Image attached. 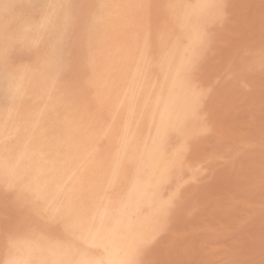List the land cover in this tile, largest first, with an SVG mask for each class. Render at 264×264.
Returning <instances> with one entry per match:
<instances>
[{
    "label": "snow or ice",
    "instance_id": "6c2138e0",
    "mask_svg": "<svg viewBox=\"0 0 264 264\" xmlns=\"http://www.w3.org/2000/svg\"><path fill=\"white\" fill-rule=\"evenodd\" d=\"M264 5V0H261ZM29 9L40 16L19 33L0 30V76L15 80V56L35 54L38 72L34 93L26 95L19 83L12 94L22 106L0 113V214L9 203L24 212L23 221L12 224L0 219V243L13 242L14 231L33 235L51 230L85 235L104 249L106 259L81 258L72 247L51 250V258L39 261L6 260L4 264H145L144 255L166 230L179 198V186L161 196L170 172L185 167V156L196 138L213 132L210 113L203 104L213 89L193 85L192 102L182 111L173 109L170 98L155 93L150 82L151 61L146 55L154 17L172 8L153 0H28ZM14 4L0 3L5 13ZM214 20L223 24L229 14L228 0H217ZM111 9H119L118 22ZM53 20L58 23L53 24ZM55 38L45 52L37 51L39 40L49 26ZM264 31V25H262ZM121 34L126 39H121ZM161 44L164 34L159 33ZM213 37L198 33L196 46L182 62V70H198L201 54ZM246 67L264 73V42L258 52L244 49ZM164 59L161 60V66ZM134 63V67H130ZM125 71L118 77L117 69ZM230 78L238 74L228 69ZM159 116V120H157ZM194 123L193 128L187 122ZM170 127L181 139L168 154L165 141L153 138L148 159L159 158L162 167L147 178L143 175V153L135 144L142 127ZM261 153V215L264 217V125L259 140ZM255 142L242 140L237 146L207 158L201 169L215 162L233 165ZM116 155L128 156L136 164L129 176L119 164L106 161ZM154 204L147 216L139 213L143 202ZM264 247V234H262ZM155 264V262H154ZM249 264V262H246ZM264 264V260L261 261Z\"/></svg>",
    "mask_w": 264,
    "mask_h": 264
},
{
    "label": "bare ground",
    "instance_id": "6f19581e",
    "mask_svg": "<svg viewBox=\"0 0 264 264\" xmlns=\"http://www.w3.org/2000/svg\"><path fill=\"white\" fill-rule=\"evenodd\" d=\"M22 1L23 0H21L19 2H22ZM240 1L242 2V5H241L242 8H240V12H238L239 13L238 14L239 19L237 17L238 23L233 30H228L226 32L225 41H223L221 43V46L224 49V53H223V55L220 53L222 55L220 60L217 63H215L214 65H212V67H210V70L208 72L204 70L205 72H203L200 75V78L198 79V80H200L199 84L197 83L198 82L196 79L197 76L195 77V75L198 73V70L193 74H190V75L186 74L182 70V62L186 58L188 52L193 47L196 46V40H197L198 33L206 32L205 31L206 21L215 12L214 8L211 7V5H213L215 2H217V0H175L172 3V5L175 7V11L173 12V15H174L173 17H174V22H175L174 32H172V34L166 35V37L164 38V44L163 45L161 44L160 41L157 42L159 48L157 50L155 59H151L148 56V49H147L146 55L149 58V60L151 61V65L153 67H155V70H156V72L154 74H152L151 67L149 69V79H150V82L155 85V89H154L155 93L162 95V97L165 99L170 98L173 109L176 112H182L192 102V100H193V96H192L193 85L198 86L200 88L211 87L213 89L210 98L207 99V101L203 104L202 107H203L204 111H207L210 113V115H211L210 120H211V123L213 125L214 130L211 134L206 135V136H202V137L211 136L214 138L216 143H215V145L209 147L208 155L207 154H205V155H207L208 157H211L214 154H218L220 152H223L224 150H226L229 147L237 146L242 140H251V141L255 142V147L252 149L245 150V152L238 159V160H241L242 158L246 157L249 161V167L251 168L250 170L252 172L251 181H250V193H249L250 195H249L248 199L245 201L249 214H248V217L247 216L244 217V218H248L249 226L247 227L248 228L247 233L246 232L245 233H246L249 244L247 243L248 246H246L245 248L243 247L245 249V250L243 249L244 252H243L242 248H241V251L243 253H245L246 248L248 247V249H247L248 253L246 252L248 254V255L246 254L248 257H247L246 261L243 260L244 262H249V264H261V261L264 260V247H262V234H264V217H262L261 209L259 207L260 201H261V194H262V188H261V153H260L259 140L261 137L262 125H264V73H261V71L259 70L258 67L254 71H249L247 69L243 50L244 49H251V50L258 52L260 47H261L262 42H264V31H262V25H264V5H262L261 0H240ZM232 3H231V5H232ZM232 7H233V5H232ZM237 7H239V6H237ZM234 9H236V8L234 7ZM33 14H34V12H33ZM231 14L232 13L230 12V15ZM28 16H29V14H28ZM234 16H236V15H234ZM231 18H232V16H231ZM15 19L16 18H14V20ZM31 21H32V19H31ZM3 22H5V21H3ZM15 23H17V22H15ZM22 23L23 22H21V24ZM26 23H28V21ZM54 24H55V22H54ZM11 25H13L12 22H11ZM17 26H18V24H17ZM24 26H25V24H24ZM4 27H6V25ZM16 27H15V29H16ZM15 29H14V32H15ZM149 44H150V40H149ZM162 58L164 59V62H163V65L161 66ZM200 58H202V56ZM214 60H212V61H214ZM199 61H201V60L199 59ZM206 63L209 64V61ZM230 65L232 67V71L236 72L238 74L234 78H230L229 74H228V69H229ZM130 67H134V63L131 64ZM204 67H203V69H204ZM119 70H120V73H119L118 77L125 71L124 66H121V68ZM157 120H159V116H157ZM189 122L190 121L187 122V125ZM158 136H159V138H162L165 141V150H166V153H168V154H170L173 151V149L176 147L174 145V141L179 137L170 127H166L163 125L159 128V130L157 129L155 124H152L151 126H149V124L146 123L142 127L141 133H140L138 140L135 144V148H136V153H137L138 157L141 153H143V157H144L143 158V175L145 178H147L149 175H152L154 172H156L158 174L159 168L163 166L162 161H160L159 158H153L152 160L148 159V151L153 144V138H156ZM201 139H203V138H201ZM198 140H200V139H198ZM201 142H203V140ZM194 144L195 143H193V147H195ZM202 146L204 147V145H202ZM200 147H201V145H200ZM191 151L193 152V150H191ZM114 152H115V150H114ZM188 154H190V153H188ZM199 154H200V152H199ZM195 156L198 157V155H195ZM187 159H189V158L187 157ZM187 159H186V161H187ZM190 160H192V159H190ZM124 161H128V163H127L128 168L126 171L123 169L124 168L123 167ZM199 161L201 162V160H199ZM199 161H198V163H199ZM195 162L196 161H194V163ZM218 163H220V162H218ZM222 163H224V162H222ZM117 164L120 165L121 171L124 173H127L129 176H131L134 173L135 168H136V164L130 162L127 155H124L122 157H118L116 155V152H115L114 159L112 158L110 160V162L108 163V166L111 167V166H115ZM226 165H228V164H225V166ZM211 166H212V164H211ZM209 167H207L208 170L209 169L213 170L212 167H210V168ZM229 167H231L230 164H229ZM236 167H238V166H236ZM215 169H218V168H215ZM221 169L222 168H220L218 170L220 171ZM223 170H224V168H223ZM226 170H228V168ZM226 170H225L224 174L227 172ZM236 170H237V168H236ZM201 171H202V169H201ZM213 171L215 172L217 170H213ZM222 172H221V174L223 177L221 176V178H224V175ZM217 173H218V171H217ZM221 174H218V175H221ZM226 174H225V176H226ZM176 176H177V174H176ZM178 176H179V174H178ZM203 177H205V179L207 178V176H203ZM241 177H242V175H241ZM245 177L246 176L243 175V178H245ZM228 179H233V178H228ZM197 181H198V179H197ZM211 181H212V179H211ZM227 181L228 180H226V182ZM226 182H224V183L227 184ZM232 182H234V179ZM172 183H170V184H172ZM166 184H164V185H166ZM248 185H249V183H248ZM232 186H234V185H232ZM189 189H190V187H189ZM164 190H166V189H164ZM184 192H183V194H184ZM222 194H223V192H222ZM211 197H213V196H211ZM239 197H237V198H239ZM236 204H237V202H236ZM153 207H154L153 204L149 203L148 201L143 202L142 205L140 206V209H139V213H140L141 217L147 216L149 213H151L153 210ZM176 209H177V207H176ZM173 211H172V214H174ZM172 214H170V215H172ZM182 215H184V214H182ZM174 222H175V220H174ZM178 222L179 221H177V223ZM234 222H235V220H234ZM244 223H245V220H244ZM236 225L234 224V226H232V227H235ZM177 226H179V225H177ZM170 227H172V226H170ZM217 228H219L221 230V231L219 230L220 232H222V230H224L223 225L222 226L220 225ZM242 228H240V230ZM194 229H196V231H198L197 228H194ZM238 229H239V227H238ZM193 230L191 229V231H193ZM230 230H231V228H230ZM233 230H234V228H233ZM224 231L226 232L227 229H225ZM228 233H230L229 228H228L227 235H228ZM241 233H243V232H241ZM46 234H47V232H46ZM76 235H77L78 242H79V243H76V245L74 243L67 244V245H57L45 253L42 252L41 250H36L35 260L33 262L39 261L42 258H51V250H59V249H63V248L69 247V246L72 247L73 250L76 251L78 253V255L84 259L100 260V259H106L107 258L103 248L94 245L93 242L91 240H89L85 235H82L80 233H76ZM163 235H165V234L163 233ZM167 235H168V233H167ZM172 235H174V234H172ZM185 235H187V234H185ZM244 235H241V236H243V238H244ZM223 236H224V234H223ZM180 237H178V238H180ZM158 239H160V238H158ZM209 239H211V238H209ZM238 239H239V237H238ZM173 240H175V239H173ZM181 240H180V242H181ZM243 240L245 241V238ZM220 241H221V239H220ZM229 241H230V239H229ZM235 241H236V239H235ZM183 242H186V241H183ZM183 242H181V243H183ZM201 242H203L202 239H201ZM211 243H212V241H211ZM238 243H239V241H238ZM183 244H184L183 247H185V243H183ZM220 244H221V242H220ZM12 245H13V243H12ZM178 245H180V244L178 243ZM204 245H205V243H204ZM240 245H242V244H240ZM168 246L171 247L172 246L171 243H170V245L167 244L166 247H168ZM212 246H213V244H212ZM219 246H220L219 248L222 249L221 248L222 245H219ZM223 246H225V245H223ZM226 246H228V245L226 244ZM231 246H232V244H231ZM152 247H154V246H152ZM166 247H165V249H166ZM174 247L175 246H173L172 248H174ZM183 247H180V248H183ZM191 247H193V246H191ZM191 247H190V249H191ZM14 248H16V247H14ZM228 248H229V246H228ZM0 249H1V247H0ZM184 249L186 252L187 247H185ZM184 249H182V251H184ZM230 249H232V248H230ZM233 249H235V247ZM151 250L153 251L154 249H151ZM151 250H150V252H151ZM161 250H162V248H161ZM211 250L215 251L216 248L211 249ZM225 250L227 251V249H225ZM3 251H4V249H3ZM166 251H167V249H166ZM166 251H165V253H166ZM171 251H169V252H171ZM176 251H178V250L175 249V253L177 254ZM187 251H190V250L188 249ZM208 251H209V253H207V254H209V255L212 253L214 254V252H210V250H208ZM234 251H237V250L235 249ZM162 252H161V254H162ZM178 252H180V251H178ZM185 252L181 253V254L184 255ZM228 252H229V250H228ZM238 252H239V250H238ZM238 252H236V255H238V257H236V258H239V256H240L239 255L240 253L237 254ZM158 253H160V252L158 251ZM187 253H186V255H187ZM230 253H232V252H230ZM230 253L228 256H231ZM161 254H160V256L163 258L164 255L162 256ZM156 255H154V256H156ZM183 255L182 256L180 255V256L184 257L185 255L184 256ZM223 255H224V251H223L222 255L220 254V256H218V255L217 256L227 260V258H226L227 256L223 257ZM180 256L176 257V259L177 258L179 259ZM157 257H159V255H157ZM232 257H228V258L232 259ZM207 258H208V256H207ZM158 259L160 261V257ZM216 259L218 260L219 258L216 257ZM224 259H221V260L225 261ZM162 260L164 261V259H162ZM181 260H183V259H181ZM193 261H194V259H193ZM210 261H212V260H210ZM164 263H165V261H164ZM208 263L211 264L210 262H208ZM179 264H181V263L179 262ZM201 264H203V263L201 262ZM216 264H217V262H216ZM218 264H221V263H218ZM223 264H224V262H223Z\"/></svg>",
    "mask_w": 264,
    "mask_h": 264
},
{
    "label": "rangeland",
    "instance_id": "374dc122",
    "mask_svg": "<svg viewBox=\"0 0 264 264\" xmlns=\"http://www.w3.org/2000/svg\"><path fill=\"white\" fill-rule=\"evenodd\" d=\"M19 1H21V0H17V1L16 0H0V3L8 2V3H12V4L15 5V7L8 13H5L2 8L0 9V17H1L0 18V30L8 28V29H10L11 31L14 32V29H15V27L18 24V26L16 27L14 33H19L27 26V24L29 22H38L39 21L40 16L37 15L36 13L33 14V11H31L29 9V7L27 6L28 5V0H23L22 2H19ZM174 1L175 0H153L154 3L165 4V5H167V4L172 5V3ZM76 2L84 4V3H90L91 0H88V1L87 0H76ZM108 2L109 3H114V4H121V3H127L128 0H108ZM228 2L230 4V8H231L230 10L231 11L229 10L228 18L223 24L215 22L214 14H212L208 18V20L206 21L205 31L212 35L213 40H212V43H211L210 47L201 54V56H202V58H200L201 61L198 62V73L195 75V77L197 76L196 79L198 81L197 82L198 84L200 82V80H198L200 78V75L203 72H205V71L208 72L210 70V67H212V65H214L215 63H217L220 60L221 56L224 53V49L222 48L221 43L223 41H225L226 32L228 30H233L235 28V26L237 25V23H238V19H239V15H238L239 13L238 12H240V8H242V6H241L242 2L240 0H228ZM231 3L233 5V7H232ZM237 6H239V7H237ZM234 7L236 9H234ZM110 11H111L112 16L114 17V20H116L118 22L119 15H120V10L119 9H111ZM174 11H175V7L174 8L172 7V8L162 9L158 13V15H156L154 17L153 29H152V34H151V36L149 38L150 44H149V48H148V56L151 59H155L156 58V53H157V50L159 48L157 42L160 41L159 33L163 32L164 38H165L167 34H172V32H174V30H175V22H174V17H173L174 16L173 15ZM230 12L232 13L231 15H230ZM28 14H29V16H28ZM234 15H236V16H234ZM231 16H232V18H231ZM237 17H238V19H237ZM14 18H16V19L14 20ZM31 19H32V21H31ZM3 21H5V22H3ZM27 21H28V23H26ZM11 22H12L13 25H11ZM15 22H17V23H15ZM21 22H23L25 24V26H24L23 23L21 24ZM54 22H55V24L58 23V21H56V20H53V24H54ZM5 25H6V27H4ZM35 38H37L39 40L37 51L45 52V51H47L49 49V44L55 38V30L50 25L47 31H45L42 35H40L38 37H35ZM126 38H127L126 35L121 34V39H126ZM33 55L34 54H32V55H23L21 57L20 56H15L14 61L12 63V69L15 72V80L10 82L6 78L0 76V113H3V114L6 115L8 110L11 108V109H13L12 115L15 116V109L16 108H20L22 106V101H21L20 98H17L15 100V102L12 99V94H13V91L15 90V88H16L17 83L20 84L22 91L26 95H31L32 93L35 92L36 86H37V76H36V74L38 72V65H37L36 55H34L35 57ZM211 59L212 60L215 59V60L212 61ZM208 61H209V64L206 63ZM203 67H204V69H203ZM120 68L121 67H119L117 69V76L120 73V70H119ZM151 71H152V74H154L156 72L155 67H153L152 65H151ZM210 118H211V115H210ZM187 127L188 128H193L194 127V123L192 121H190L188 123ZM201 138H203V139H201ZM180 139L181 138L178 137L174 141V145L176 147H178ZM198 139H200V140H198ZM202 140H203V142H201ZM193 143H195L194 144L195 147H193ZM215 143L216 142H215L214 138L211 137V136L196 138L195 140L192 141V146H191V148H190V150L188 152L190 154L187 153L186 156H185V160H184L185 167L182 170L181 169H174V170H172L170 172V176H169V179H168V182H167L168 185L165 183L166 185L162 186L160 194H161V196L166 198L167 195L169 194V192L175 191L177 189V187L179 186V198H178L177 204H176L177 209L175 207L173 209L174 211L172 210L174 212V214H172V212H171L172 215H170V217H169L168 226H167L166 230L164 232H162L157 237L156 242L152 245L154 247L151 246L149 248V250H148L149 253L146 252L147 254H145L144 257H143L144 259L148 258V260L154 261L155 264H167V263L168 264H179V262L181 264H187V263L188 264H201V262L203 264L204 263L205 264H209L208 262H210L211 264L212 263L216 264V262H217V264L218 263L223 264V262H224V264H227V263L228 264L229 263L230 264H246V262H244V261H246L247 257H248L247 256L248 255L247 254L248 253L247 252L248 247L246 248L245 253H243V252L245 250L244 248L246 246H248V244H249L247 236H246L247 229H248L247 227L249 226V224H248V218H244V217H246V216L248 217L249 213H248V208H247V205H246L245 201L248 199V197L250 195L249 194L250 193V181H251V176H252V172L250 170L251 168L249 167L248 159L246 157H244L241 160H238L234 165H232L231 163H228V162H224V163L215 162V163H212V166L210 164L209 166L212 167L213 170H217L218 173H217V171L214 172L212 169L208 170L207 168H205L206 169L205 170L203 168L202 171H201L202 173H200L199 175H194L193 171L190 170V168L191 169H196V168H199L202 164H205V162L207 161V157H208L207 155H208V152H209V147L215 145ZM200 145H201V147H200ZM202 145H204V147ZM114 150H113L112 154L109 156L108 160L106 161L107 164L110 162V160L112 158L114 159V156H115ZM191 150H193V152ZM199 152H200V154H199ZM205 154H207V155H205ZM195 155H198V157H196ZM187 157L189 159H187ZM186 159H187L188 162L186 161ZM190 159H192V160H190ZM199 160H201V162ZM194 161H196V162L194 163ZM198 161H199V163H198ZM127 163H128V161H124V164H123V167H124L123 169L125 171L128 168V166H127L128 164ZM225 164H228V165L225 166ZM229 164H230L231 167H229ZM236 166H238V167H236ZM215 168H218V169L222 168L221 170L223 172L221 170L219 171L218 169H215ZM223 168H224V170H223ZM225 168L226 169L228 168V170H226ZM236 168H237V170H236ZM225 170L227 171L226 172L227 174L225 173L226 176L228 175L227 177L224 174ZM221 172L223 173L224 178H221V176H222ZM176 174H177V176H176ZM178 174H179V176H178ZM218 174H221V175H218ZM241 175H242V177H241ZM243 175H245L247 178L246 177L243 178ZM203 176H207L208 179L207 178L205 179V177H203ZM228 178H233L234 182H232L233 179H228ZM197 179H198V181H197ZM211 179H212V181H211ZM225 179L228 180V181L226 182ZM224 182H226L227 184H225ZM170 183H172V184H170ZM248 183H249V185H248ZM231 184L234 185V186H232ZM188 186L190 187V189H189ZM164 189H166V190H164ZM183 192H184V194H183ZM222 192H223L224 195L222 194ZM211 196H213V197H211ZM237 197H239V198H237ZM236 202H237V204H236ZM153 206H154V204H153ZM182 214H184V215H182ZM24 215H25L24 212H22L19 209H17L14 204L9 203L8 206H5L3 208L2 214H0V219H2L5 223L11 222L12 224H16V223H20V222L23 221ZM243 219L245 220V223H244ZM174 220H175L176 223L174 222ZM234 220H235V222H234ZM177 221H179V222L177 223ZM233 223L235 225L236 224L237 225L235 227H232V226H234ZM177 225H179V226H177ZM220 225L221 226L223 225L224 230L227 229V231L225 232L224 230H222V232H220L221 230L219 228H217ZM224 225L226 227L227 226L228 227L226 228ZM170 226H172V227H170ZM238 227H239V229H238ZM194 228H197L198 231H196V229H194ZM228 228H229L230 233H228V235H227ZM230 228H231V230H230ZM233 228H234V230H233ZM240 228H242V229L240 230ZM191 229L192 230L194 229L195 231L194 230L191 231ZM241 232H243V233H241ZM163 233L165 235H163ZM167 233H168V235H167ZM172 234H174V235H172ZM185 234H187V235H185ZM223 234H224V236H223ZM241 235H244L245 241L243 240L244 238ZM177 236L178 237L181 236V237L178 238ZM238 237H239V239H238ZM158 238H160V239H158ZM209 238H211V239H209ZM234 238L236 239V241H235ZM173 239H175V240H173ZM201 239L203 240V242H201ZM220 239H221V241H220ZM229 239H230L231 242L229 241ZM180 240H181V242L186 241V242H183V243H185V247H187L186 252H185V249H184L185 247H183L184 244L181 243ZM211 241H212V243H211ZM238 241L242 245H240L238 243ZM220 242H221V244H220ZM12 243H13V245L11 247L8 246V244L6 242L5 243H0L2 245V246L0 245V247H1V249H0V264H4V262L6 260H10V259H15V260H18V261H21V262H23V261H31V262H33L35 260L36 250H41L42 252L45 253V252H48V250H50L51 248H53V247H55L57 245H67V244H72V243H74L76 245V243H79V242H78V238H77L76 234L64 233L62 230H59V229L48 231L47 234L46 233H37L35 235H33L32 233L28 232L27 230L22 229V230H19V231H14V233H13V242ZM170 243H171L172 246L171 247H169V246L166 247L167 244L170 245ZM178 243L180 245H178ZM204 243H205V245H204ZM230 243L232 244V246H231ZM212 244H213V246H212ZM226 244L229 246V248H228V246H226ZM219 245H222L221 246L222 249L219 248L220 247ZM223 245H225V246H223ZM13 246L16 247L17 249L14 248ZM164 246L166 247L167 251H166ZM173 246H175V247L172 248ZM191 246H193V247H191ZM180 247H183V248H180ZM190 247H191V249H190ZM234 247H235V249L237 251H234L235 250V249H233ZM161 248H162V250H161ZM210 248L211 249H215L216 248V250L217 249L218 250L214 251V250H211ZM224 248L227 249V251ZM230 248H232V249H230ZM241 248H242V250L244 249L243 252L241 251ZM3 249H4V251H3ZM151 249H154V250L152 251ZM175 249L180 251V252L176 251L177 252V254H176L175 253ZM182 249H184V251H182ZM188 249L190 251H187ZM150 250H151V252H150ZM157 250L160 253H158ZM168 250L169 251H171V250L173 251L174 250L173 252L171 251L173 254L171 252H169ZM208 250H210V252H214V254L213 253L210 254V255L207 254V253H209ZM228 250H229V252H228ZM238 250H239V252H238ZM165 251H166V253H165ZM223 251H224L223 257L227 256L226 257L227 260L224 259V258L218 257V256H220V254L221 255L223 254ZM161 252H162V254H161ZM184 252H185V254H184L185 256L183 254H181V253H184ZM230 252H232V253H230ZM236 252H238L237 254L240 253L239 254L240 255L239 258H236V257H238V255H236ZM155 253L157 255H159L160 261L158 259L159 257H157V255ZM186 253H187V255L190 258L186 255ZM229 253H230L231 256H228ZM160 254L162 256L164 255L163 258L160 256ZM154 255H156V256H154ZM180 255L181 256L183 255L185 258L181 257ZM178 256H180L179 259L178 258L176 259V257H178ZM207 256H208V258H207ZM216 257L219 258V259L217 260ZM228 257H232V259L228 258ZM161 258L164 259L165 263H164V261ZM181 259H183V260H181ZM193 259H194V261H193ZM209 259L212 260V261H210ZM221 259H224L225 261H223Z\"/></svg>",
    "mask_w": 264,
    "mask_h": 264
},
{
    "label": "clouds",
    "instance_id": "9594fccd",
    "mask_svg": "<svg viewBox=\"0 0 264 264\" xmlns=\"http://www.w3.org/2000/svg\"><path fill=\"white\" fill-rule=\"evenodd\" d=\"M145 264H154V261L148 260V259H144Z\"/></svg>",
    "mask_w": 264,
    "mask_h": 264
}]
</instances>
